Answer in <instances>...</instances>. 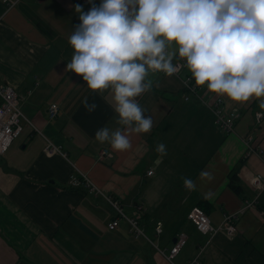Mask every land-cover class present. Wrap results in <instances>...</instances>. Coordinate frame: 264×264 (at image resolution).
Instances as JSON below:
<instances>
[{
    "label": "crops",
    "instance_id": "1",
    "mask_svg": "<svg viewBox=\"0 0 264 264\" xmlns=\"http://www.w3.org/2000/svg\"><path fill=\"white\" fill-rule=\"evenodd\" d=\"M77 3L90 7L86 0H17L12 6L0 0V79L16 90L30 120L0 155V264H170L148 239L132 234L125 218L118 217V225L109 229L116 210L85 183L72 185L76 170L119 200L165 251L185 232L176 264L194 256L199 264H264V187L251 184L253 175L264 176V116L257 117L258 100L231 102L204 86L185 100L186 68L171 76L157 73L152 89L137 97L145 115L153 117L152 129L133 133L124 151L99 143L96 129L120 125L108 90L92 91L78 74L64 71L73 51L68 36L78 22ZM85 96L97 104L94 111L82 104ZM216 96L225 113L240 111L232 131L215 123ZM52 103L58 112L49 119ZM48 142L59 150L47 152ZM161 142L167 154L156 165ZM103 149L108 155L100 159ZM240 160L238 194L228 182ZM202 171L211 178L202 179ZM184 178L195 182L193 190L184 186ZM194 207L214 227L226 214H235V233L196 228L188 219Z\"/></svg>",
    "mask_w": 264,
    "mask_h": 264
},
{
    "label": "clouds",
    "instance_id": "2",
    "mask_svg": "<svg viewBox=\"0 0 264 264\" xmlns=\"http://www.w3.org/2000/svg\"><path fill=\"white\" fill-rule=\"evenodd\" d=\"M77 3L64 71L78 74L87 88L108 90L120 127L101 126L99 143L124 151L133 133H147L153 117L137 97L153 87L157 73L171 76L186 68L195 86H204L229 101L257 99L264 116V0H86ZM182 62V63H178ZM82 104L92 112L95 101ZM159 165L167 154L161 142ZM200 177L211 178L206 171ZM188 190L195 188L184 178Z\"/></svg>",
    "mask_w": 264,
    "mask_h": 264
},
{
    "label": "built area",
    "instance_id": "3",
    "mask_svg": "<svg viewBox=\"0 0 264 264\" xmlns=\"http://www.w3.org/2000/svg\"><path fill=\"white\" fill-rule=\"evenodd\" d=\"M6 4L12 6L14 5L17 0H3ZM85 1V0H81ZM98 2V0H97ZM182 63V62H178ZM182 69L179 68L178 72ZM177 72V73H178ZM201 86H195L192 80L190 79V74L186 75L183 80V89L185 97L184 99H188L189 95H193L196 93ZM0 155L4 154L13 140L21 133L23 129V124L25 122L29 123L30 120L25 116L22 111L20 99L18 98L16 90L8 85L1 82L0 79ZM223 100L220 96H216L212 101V110L215 115V123L219 128L223 131L229 132L232 131L234 128L235 120L240 116V111L237 108H233L228 112L223 111ZM58 112V105L56 103L50 104L48 107V117L49 119H53L56 117ZM249 140L251 137L248 138ZM59 149L53 145L51 142H48L46 145V151L49 153H53L58 151ZM253 150V144L249 143L248 152ZM99 158L101 159L102 156L108 155V150L103 149L100 151ZM264 157V154H263ZM74 172L71 174L69 178V182L72 185H78L80 183H85L88 187L89 192L93 193L94 195H101L105 197V199L114 207L116 210V217L108 223V228L113 229L118 225V217L125 218L129 225L132 234L135 237H144L148 239L158 250L163 257L170 263L176 264L174 259L180 249L186 244L187 235L185 232H180L176 236L175 242L165 251L164 249L158 247L155 243H153L147 236L143 228L139 225L138 220L133 217L127 215L120 204V201L117 199H113L111 196L105 194L96 184H94L89 177L79 171ZM153 171L149 170L148 174H152ZM252 186L256 188H263L264 187V176L262 174H255L251 179ZM235 214L229 213L224 216L222 223L214 227L209 220L207 214L199 207H194L188 213V219L190 222L196 227L203 231H218L223 230L228 236H231L236 231V224H234ZM162 231V224L161 222H157L155 225V233L159 234ZM199 257L194 256L189 259L186 264H199Z\"/></svg>",
    "mask_w": 264,
    "mask_h": 264
},
{
    "label": "trees",
    "instance_id": "4",
    "mask_svg": "<svg viewBox=\"0 0 264 264\" xmlns=\"http://www.w3.org/2000/svg\"><path fill=\"white\" fill-rule=\"evenodd\" d=\"M242 164V160H240L236 166L232 169L231 173L229 174V182L228 185L229 187L236 193L241 194L242 193V189L241 186L239 184V180L237 177V169L240 167V165Z\"/></svg>",
    "mask_w": 264,
    "mask_h": 264
},
{
    "label": "water",
    "instance_id": "5",
    "mask_svg": "<svg viewBox=\"0 0 264 264\" xmlns=\"http://www.w3.org/2000/svg\"><path fill=\"white\" fill-rule=\"evenodd\" d=\"M175 240H176V237L173 239V242H175Z\"/></svg>",
    "mask_w": 264,
    "mask_h": 264
}]
</instances>
